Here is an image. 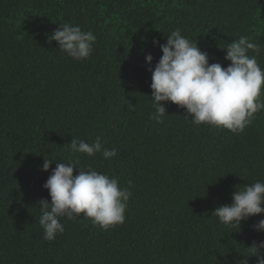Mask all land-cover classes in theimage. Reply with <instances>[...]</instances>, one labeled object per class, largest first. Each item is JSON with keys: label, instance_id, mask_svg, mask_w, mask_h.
<instances>
[{"label": "trees", "instance_id": "1", "mask_svg": "<svg viewBox=\"0 0 264 264\" xmlns=\"http://www.w3.org/2000/svg\"><path fill=\"white\" fill-rule=\"evenodd\" d=\"M61 23L93 32L88 58L47 42ZM175 29L223 67L231 61L221 48L246 36L264 70V0H0V264H240L264 241L253 228L264 213L234 227L212 213L264 182V110L239 133L194 125L170 101L162 123L150 119L145 55L154 69L162 51L153 39L166 43ZM97 137L117 155L70 148ZM76 160L131 192L125 221L104 230L83 214L61 217L64 232L47 241L43 185L57 162Z\"/></svg>", "mask_w": 264, "mask_h": 264}, {"label": "clouds", "instance_id": "2", "mask_svg": "<svg viewBox=\"0 0 264 264\" xmlns=\"http://www.w3.org/2000/svg\"><path fill=\"white\" fill-rule=\"evenodd\" d=\"M53 40L58 42L60 51L80 61L91 55L96 36L78 25L61 23L47 36L49 44ZM153 44L159 46L162 56L153 69V56L150 53L145 55L151 71L150 97L155 109L150 119L162 123L165 102L170 101L185 109V118H191L194 125L203 123L239 133L252 123L256 113L264 110V100L261 99L264 70L257 62L261 49L248 37L240 36L221 48L226 49L225 59L231 61L227 67L209 63L208 53L183 36L180 29L168 34L166 43L160 44L154 38ZM249 50L254 54L249 56ZM128 107L135 109L131 103ZM69 145L74 153L89 157L102 153L107 160L117 155L116 149L105 147L100 137L93 143L73 138ZM50 164L51 160L45 159L42 170H49ZM77 166L79 171L74 175ZM43 187L51 197V202L43 198L38 201L39 224L47 241H53L64 232L61 217L73 219L83 214L104 230L125 221L131 192L121 188L115 177L102 174L91 166L87 169L80 167L79 160L57 162ZM232 197L231 204L218 206L212 211L221 224L240 226L249 217L264 213V182L257 181L236 189ZM253 228L264 231V219L256 222ZM246 249L248 255H243L240 264H248V258L252 256L256 257V264H264V241H253Z\"/></svg>", "mask_w": 264, "mask_h": 264}]
</instances>
